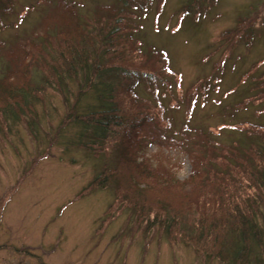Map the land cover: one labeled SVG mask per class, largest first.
<instances>
[{
  "label": "rangeland",
  "instance_id": "rangeland-1",
  "mask_svg": "<svg viewBox=\"0 0 264 264\" xmlns=\"http://www.w3.org/2000/svg\"><path fill=\"white\" fill-rule=\"evenodd\" d=\"M57 1L75 6L73 23L92 24L100 7L129 10L123 0H14L0 13V54L41 33L47 3ZM159 2L144 16L131 9L142 16L137 39L163 51L170 69L165 84L136 89L159 121L154 133L173 139L148 142L147 170L118 162L117 149L78 145L79 127L61 126L75 86H55L35 46L7 75L0 55V264H264V0ZM30 84L19 105L17 89ZM253 150L261 154L241 153ZM116 163L104 186H89ZM211 166L216 185L197 174ZM214 187L238 197L228 222L241 226L247 214L262 234L250 262L220 253L232 239L228 213L202 233L210 218L199 194Z\"/></svg>",
  "mask_w": 264,
  "mask_h": 264
},
{
  "label": "trees",
  "instance_id": "trees-1",
  "mask_svg": "<svg viewBox=\"0 0 264 264\" xmlns=\"http://www.w3.org/2000/svg\"><path fill=\"white\" fill-rule=\"evenodd\" d=\"M12 1L14 0H0L1 14L11 10ZM153 1L142 0L136 3L134 0H123V5L125 4L130 11L123 8L117 10L112 6L100 7L94 11L99 17L92 24L85 21L82 23L68 21L66 16L77 17L76 8L72 4L65 6L61 1H57L53 6L50 2H46L50 7L41 21L42 29L39 33L41 35L29 37L0 54L4 56L7 63L9 62L8 65L6 63L7 75L13 70H19L20 62L26 55L25 48L28 45L35 46L39 50L37 57L44 60L46 74L54 85L60 89L66 81H69L73 84L72 87L75 86V93L70 96L73 103L68 107L61 126L79 127L78 145L83 149L93 150L99 155L107 150L117 149L118 162L126 160V162L137 164L143 170H147L148 166L141 156L150 140L158 137L163 141H173L163 134L154 133V126L159 121L150 115L148 102L140 98L136 91L142 83L149 87L165 84L167 75L170 74L166 54L150 48L144 49L136 37L139 30V21L136 22V20L144 16V9ZM159 1L156 0L157 5H160ZM133 7L142 16L133 15L131 12ZM49 59L53 63H50ZM15 67L18 68L15 69ZM47 75H44V78L49 80ZM25 86L16 91L17 94L20 93V97H15L18 98L15 102L19 105L20 102L25 104L24 101H26V95L22 94L34 89L32 84ZM1 91L3 88H0ZM89 94H91L90 101H86ZM64 100H67L66 96ZM261 135V130L257 129L255 136ZM83 138L87 140L81 141ZM235 148L241 151L238 147ZM241 153H249L253 157L261 154V152L255 153L254 150ZM137 158H139L138 163ZM118 166L119 163H116L108 167L109 173L104 176L107 171L105 167L93 178L89 186H94L95 183L97 187L104 186L107 177H114L113 171H116ZM206 168L197 169V174L204 175L205 179L212 180V184L216 185L213 166ZM213 185L205 184L204 187H213ZM139 189L131 193L133 199L135 195L142 196L144 190ZM210 190L209 194L201 191L198 198V204H202L206 211V218H210L209 226L206 228L203 226L202 233H207L209 228L211 231L213 225L220 224L215 218L223 222L224 213H228L226 221L229 219L227 217L238 213L236 209L239 206L238 197L232 198L229 195L227 200L221 195L222 193L218 194L221 190L217 189L215 192L216 187ZM206 197L210 200L205 199ZM230 209H232L231 212ZM245 218L247 221L242 222L241 226L226 222V226L231 229L232 239L231 242L221 241V251H219L223 252L222 254L227 252L226 256L230 254L228 256L230 262L233 259L250 262L253 249L259 247L257 242L260 241L259 235L262 234L247 214ZM220 253L219 255L222 256Z\"/></svg>",
  "mask_w": 264,
  "mask_h": 264
}]
</instances>
